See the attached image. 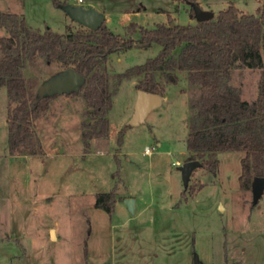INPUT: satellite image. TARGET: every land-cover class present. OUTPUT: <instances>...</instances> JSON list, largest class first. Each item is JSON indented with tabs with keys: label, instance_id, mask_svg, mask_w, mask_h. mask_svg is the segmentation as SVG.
I'll list each match as a JSON object with an SVG mask.
<instances>
[{
	"label": "rangeland",
	"instance_id": "1",
	"mask_svg": "<svg viewBox=\"0 0 264 264\" xmlns=\"http://www.w3.org/2000/svg\"><path fill=\"white\" fill-rule=\"evenodd\" d=\"M230 1L246 12L264 2L196 0L214 13ZM82 5L106 11V24L123 34L133 21L154 27L168 14L177 23L196 21L190 5L177 0H85ZM0 8L24 15L42 30L87 27L53 0H0ZM0 35L9 31L0 27ZM160 48L157 42L136 44L109 54L104 63L110 88L116 87L118 72L144 63ZM73 65L38 57L22 71L39 87ZM260 75V68L233 67L230 82L251 101ZM158 77L165 85L162 103L137 125L130 118L139 77L124 78L108 112L109 134L91 138L88 147L82 123L95 119L83 86L54 96L46 114L34 121L44 147L38 154L9 152L8 95L6 86L0 87V264H194V257L201 264H264V191L252 205L251 189L239 188L243 152H219L216 174L198 166L184 188L180 164L189 155L188 100L196 88L183 72ZM113 188L118 200L109 214L94 203L98 192ZM130 196L136 199L134 212L125 203Z\"/></svg>",
	"mask_w": 264,
	"mask_h": 264
},
{
	"label": "trees",
	"instance_id": "2",
	"mask_svg": "<svg viewBox=\"0 0 264 264\" xmlns=\"http://www.w3.org/2000/svg\"><path fill=\"white\" fill-rule=\"evenodd\" d=\"M53 1L63 9L69 4L66 0ZM177 1L189 5L196 2ZM189 11L194 17L191 5ZM0 27L9 31V35H0V87L7 88L11 154L44 151L34 121L46 114L51 99L58 94L40 97L35 80L22 71L25 62L43 57L65 65L74 62L73 67L86 78L82 94L95 119L82 123L86 147L91 138L109 134L108 112L124 78L139 77L137 90L163 95L165 85L159 72L169 79L170 74L183 72L188 84L196 88L188 100L186 160L199 159L202 167L216 174L219 152L241 151L239 188L251 189L252 178L264 175V2L254 12H246L230 1L213 17L192 23H177L170 14L166 22H158L154 27L133 21L126 25L125 34L113 31L106 20L97 29L84 27L65 33L47 26L42 30L29 25L24 15L0 8ZM154 42L161 45L157 55L118 72L116 87L111 89L110 73L104 63L107 56L120 48L149 46ZM233 67L261 69L253 100L243 99L240 87L231 84ZM181 194L185 195V190ZM117 200L113 188L98 192L94 204L113 214Z\"/></svg>",
	"mask_w": 264,
	"mask_h": 264
},
{
	"label": "water",
	"instance_id": "3",
	"mask_svg": "<svg viewBox=\"0 0 264 264\" xmlns=\"http://www.w3.org/2000/svg\"><path fill=\"white\" fill-rule=\"evenodd\" d=\"M190 5L194 9V18L197 21L209 19L214 16V12L212 10L204 9L196 2H190ZM64 10L67 11L74 20H77L92 29L99 28L106 20L105 13L94 6L86 8L81 4H68L64 7ZM85 81L86 78L81 72L74 67H68L40 84L38 87V94L42 97L46 94H65L79 91ZM161 103V94L149 92L144 89H138L136 103L130 118V123L137 125L144 122L150 111L159 106ZM198 166H201V161L196 158L185 160L180 164L181 178L184 188L188 185L192 171ZM263 191L264 175H255L251 182L252 203H257ZM125 203L130 211H135L136 199L134 197H126ZM194 264H201L197 257H194Z\"/></svg>",
	"mask_w": 264,
	"mask_h": 264
},
{
	"label": "crops",
	"instance_id": "4",
	"mask_svg": "<svg viewBox=\"0 0 264 264\" xmlns=\"http://www.w3.org/2000/svg\"><path fill=\"white\" fill-rule=\"evenodd\" d=\"M91 7V6H90ZM95 7V6H94ZM97 9H99L100 11H102L101 10V8H98L97 7ZM128 11H130V9L128 10ZM138 11H140V8H137V10H135V12H138ZM103 13H105V15H106V19H108V16H107V12L106 11H102ZM123 34V33H122ZM135 36H137V35H135ZM162 100H163V97H162Z\"/></svg>",
	"mask_w": 264,
	"mask_h": 264
},
{
	"label": "built area",
	"instance_id": "5",
	"mask_svg": "<svg viewBox=\"0 0 264 264\" xmlns=\"http://www.w3.org/2000/svg\"><path fill=\"white\" fill-rule=\"evenodd\" d=\"M74 1H75L76 4H81V5H82V3H83L85 0H74ZM147 151L149 152L150 149L147 148Z\"/></svg>",
	"mask_w": 264,
	"mask_h": 264
}]
</instances>
